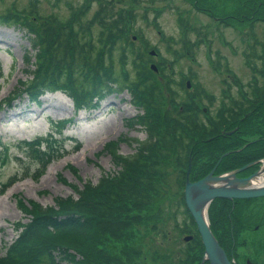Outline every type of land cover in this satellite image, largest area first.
<instances>
[{
    "label": "rangeland",
    "instance_id": "374dc122",
    "mask_svg": "<svg viewBox=\"0 0 264 264\" xmlns=\"http://www.w3.org/2000/svg\"><path fill=\"white\" fill-rule=\"evenodd\" d=\"M32 1L37 19L31 15L32 10L27 13ZM100 4L110 7L114 13L111 20L102 24L94 19ZM258 8L260 11L256 13ZM68 17L73 25L84 22V26L91 27L81 38L85 36L90 44L94 39V52L98 56L100 48L105 49V57H101L114 75L133 80L137 90L140 83H148L151 86L147 92L153 87L150 92L160 94L159 103L163 107H173L169 90L173 91L170 93L173 99L179 100L193 94L195 85H201L214 96L212 102L203 98L204 103L210 104L212 113L231 98L242 99L243 93L244 106L248 105L246 110L253 116L250 123L253 125L249 124L250 128L245 130L244 139L252 142L264 135V100L256 98V93L262 91L260 82L264 78V0H0V188H5L0 191V256L5 252V243H10L18 234L15 224L29 221L31 214L24 206L30 201L47 206L55 205L57 197L76 196L74 184L79 187L86 181L96 184L102 174L119 169L120 165L112 161L108 145L127 155L136 149L137 141L132 138L147 137L141 121L145 108L138 101L133 102L129 85L120 90H105L103 96L94 97L92 105L83 108L76 107L72 98L58 88L45 91L36 102L26 94H17L10 104L2 103L7 95L17 92L21 86L19 81L27 77L24 54L31 56L35 51L30 37L36 33L45 39L51 25L66 24ZM4 19L11 21L6 23ZM103 24L108 26L109 36L106 41H97ZM40 43L41 47L43 43ZM251 55L253 63L251 58L247 62ZM187 80L193 84L188 85ZM261 98L264 99V89ZM60 120L64 123L58 127ZM228 130L235 129L226 126L222 133L231 134L232 131L226 133ZM50 133L54 141L51 137L47 140ZM37 137L42 144L55 143L52 148L57 149L39 176L35 174L37 161L29 155L30 150L26 153ZM255 145L250 143L248 151H253ZM261 149L264 150V145ZM263 153L260 151L252 161L260 164ZM163 162L170 166L168 176L174 187L178 174L173 169V159L166 158ZM176 195L177 191L165 197ZM229 203L240 212L251 210L245 213L249 220L221 224L226 228L232 226L226 238L232 259L236 264H264V196L240 203L230 199ZM173 207L171 203L170 209ZM142 215L141 222L128 228L127 238H115L92 229L87 241L76 235L77 242L87 254L99 248L112 255L111 264L200 263L203 253L199 249L186 263L182 261L185 243L194 237L191 230L182 233L178 230V225L187 221L184 213L177 212L165 222L159 220L158 224L166 228L165 234L161 232L164 230L161 225L156 229L151 226L146 211ZM221 229L217 227L219 234ZM62 231L52 232L50 236L74 244L75 235ZM186 236L191 237L185 239ZM132 248L140 251L134 250L131 255ZM79 252L80 249L78 252L74 249L75 257L80 256ZM53 253L59 264H77L59 260V250ZM93 261L82 264H93Z\"/></svg>",
    "mask_w": 264,
    "mask_h": 264
},
{
    "label": "trees",
    "instance_id": "16d2710c",
    "mask_svg": "<svg viewBox=\"0 0 264 264\" xmlns=\"http://www.w3.org/2000/svg\"><path fill=\"white\" fill-rule=\"evenodd\" d=\"M31 4L27 13L32 10L31 15L37 19V15L33 13L34 1ZM113 15L110 7L100 4L94 19L102 24L106 23L107 19L111 20ZM70 18L68 17L65 21L66 24L59 22L51 25V30L45 39L40 38L36 33L30 37L31 46L35 47V51L31 55L34 56L33 60L30 54H24L27 63L24 72L27 77L19 81L21 86L17 87V92L7 95L2 103L3 101L9 103L17 94H26L31 101L36 102L45 91L58 88L72 98L76 107L81 108L92 105L93 98H100L105 94V90L108 92L120 90V88H128L127 85H129L133 102L138 101L145 108L141 121L145 126L147 137L144 140L132 138L131 140L137 141L136 149L127 155L118 152L117 147L108 145L112 161L120 165L119 169L109 174H102L96 184H91L89 181L84 182L82 187L74 184L76 196L69 194L66 198L57 197L55 205L42 206L36 201H30L24 206L31 217L25 224L23 222L15 224L16 229H19L18 234L10 243H5V252L0 256V264H59L53 253L55 250H59V260L67 259L69 262L82 264L91 263L94 259L93 264H111L114 261L113 256L102 252L99 248L91 254L84 252L77 242L76 235L84 237L87 241V234L92 229H96L100 233L109 234L115 238H127L128 228L132 229L136 223L144 219L143 211L147 212V221L149 220L155 229L159 225L163 227V224H158L161 223L159 220L165 222L176 216L177 212L185 214L187 221L185 220L182 226L178 225V230L181 233L191 230L194 235L183 248L182 261L186 263L196 249H199L201 254L204 250L183 195L185 168L189 154L192 155L190 179L194 180L205 175L214 166L215 172L219 173L254 160L260 151H264L260 150V147L264 145V135L252 140L256 145L253 151H248V145L252 142L245 141L244 132L253 125L250 124L253 122V116L246 110L248 105L244 106L243 93L242 99L231 98L228 102L222 100L224 102L222 106L212 113L210 104L204 103L203 98L212 102L214 96L206 92L201 85H195V92L190 95L191 97L187 96L179 100H174L173 95L170 94L173 91L169 90L170 100L174 101L173 107L169 109L163 107L159 103L160 94L150 92L153 87L147 92L151 86L148 83H140V90H137L133 80L126 77L120 79L114 75L113 70L105 66L104 59L101 57H105V49L101 47L99 50L101 55L98 56L94 52L96 47L94 39L90 44L84 39L85 36L81 38V35H85L86 29L91 27L84 26V22L73 25ZM4 20L3 22L6 23L11 21ZM51 22L53 23V20ZM57 30H59L58 33L53 37ZM109 33L108 26L103 24L97 35V41H106ZM116 40L118 41L117 37ZM41 41L43 44L40 47ZM124 42L129 41L124 40ZM252 56L247 58V62L250 58V63L254 62ZM262 73L264 74V69ZM0 75H2L1 65ZM253 81L256 80L253 79ZM112 82L116 86H113ZM127 82L129 83L126 84ZM260 83L263 86L262 91L256 94L261 96L264 78ZM63 123L64 120H60L58 127L63 126ZM226 126H232L235 130L231 134H224L222 132ZM50 137L52 141L55 140L50 133L48 141ZM36 141L31 145V149L28 146L26 153L30 150L29 155L37 161L35 174L39 176L44 172L51 158L56 155L57 149L52 148L55 143L42 144L40 137H37ZM226 151L228 153L223 155L216 164L219 156ZM166 158L173 159L175 166L173 169H177V182L174 187L171 186L168 176L170 166L168 162H163ZM230 160L237 162H228ZM255 163L258 164L254 161L238 174H247L249 170L255 168ZM4 189L0 188V191ZM176 191V196L165 197L167 193L171 196ZM255 198H233L232 200L240 203ZM229 202L230 199L224 197L212 200L208 207V218L211 230L230 257L226 238L232 226L226 228L223 225L239 224L241 221L237 214L240 210L232 208ZM171 203L174 205L172 209H170ZM218 205L220 206L217 208ZM218 226L222 228L221 234L217 232ZM165 229L161 231L163 234L167 233ZM59 230L74 234L75 243L66 244L50 236L52 232ZM74 249L77 252L80 249L79 257H75ZM134 250L140 251L138 248H132L129 253L132 255ZM203 264H209V262L205 260Z\"/></svg>",
    "mask_w": 264,
    "mask_h": 264
},
{
    "label": "water",
    "instance_id": "95a60500",
    "mask_svg": "<svg viewBox=\"0 0 264 264\" xmlns=\"http://www.w3.org/2000/svg\"><path fill=\"white\" fill-rule=\"evenodd\" d=\"M187 84H190L189 80H187ZM231 131L228 130L226 133ZM226 153L228 151L219 156L216 164ZM260 161L258 168L247 175H239L238 173L249 167L254 161L219 173L215 172L214 166L205 175L192 180L190 179L192 155L189 154L185 169L183 195L204 247L199 264L205 260L209 264H234L211 230L208 207L211 201L217 197L233 199L264 195V157ZM189 237L186 236L185 239ZM247 263L250 262L247 260Z\"/></svg>",
    "mask_w": 264,
    "mask_h": 264
},
{
    "label": "flooded vegetation",
    "instance_id": "af4514ba",
    "mask_svg": "<svg viewBox=\"0 0 264 264\" xmlns=\"http://www.w3.org/2000/svg\"><path fill=\"white\" fill-rule=\"evenodd\" d=\"M257 96H259V97H257ZM256 98H257V100L258 101H261V100H264L263 98H261V96L260 95H258V94H256ZM256 164V166H255V168L254 169H256L260 164H259V162H258V164L257 163H255ZM254 169H252V170H254ZM251 170V171H252ZM251 171H249L247 174H249ZM247 174H240V175H247ZM264 196V195H263ZM258 197H261V196H257L256 198H258ZM249 211H251V210H249ZM249 211H245V212H240V211H238L237 212V214L239 215V220L242 222L243 220H249L250 219V217L249 218H246L247 216L245 215V213L246 212H249ZM230 258L232 259V257L230 256ZM233 260V263L234 264H236L235 263V261H234V259H232ZM246 264V263H245Z\"/></svg>",
    "mask_w": 264,
    "mask_h": 264
},
{
    "label": "bare ground",
    "instance_id": "6f19581e",
    "mask_svg": "<svg viewBox=\"0 0 264 264\" xmlns=\"http://www.w3.org/2000/svg\"><path fill=\"white\" fill-rule=\"evenodd\" d=\"M261 3V2H260ZM256 4H257V2H256ZM252 5V4H251ZM253 5H254V3H253ZM260 5H262V4H260ZM257 7H258V5H257ZM260 7V6H259ZM259 9V8H258ZM260 9H261V7H260ZM260 9L259 10H257L256 11V13H258V11H260ZM255 14V13H254ZM256 16V15H255ZM262 113V112H261ZM261 115V114H260Z\"/></svg>",
    "mask_w": 264,
    "mask_h": 264
}]
</instances>
